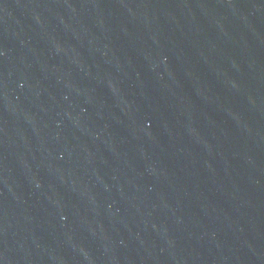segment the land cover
<instances>
[{"label":"water","instance_id":"water-1","mask_svg":"<svg viewBox=\"0 0 264 264\" xmlns=\"http://www.w3.org/2000/svg\"><path fill=\"white\" fill-rule=\"evenodd\" d=\"M0 264H264V0H0Z\"/></svg>","mask_w":264,"mask_h":264}]
</instances>
